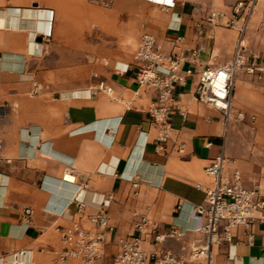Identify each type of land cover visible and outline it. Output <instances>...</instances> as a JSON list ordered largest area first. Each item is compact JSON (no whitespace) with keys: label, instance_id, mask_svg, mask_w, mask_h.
Segmentation results:
<instances>
[{"label":"crops","instance_id":"1","mask_svg":"<svg viewBox=\"0 0 264 264\" xmlns=\"http://www.w3.org/2000/svg\"><path fill=\"white\" fill-rule=\"evenodd\" d=\"M108 1L0 0V264L20 251L24 264H82L59 260V229L75 221L103 233L98 264H111L142 219L147 252L189 261L203 241L202 219L191 209L212 182L205 167L221 153L224 173L238 168L243 186L264 196V83L238 72L228 119L193 96L197 72L230 61L239 40L249 61L264 64V0ZM212 10L222 13L221 24L208 22ZM94 11H103L99 41L80 18ZM144 31L178 58L182 74L192 71L173 89L161 143L147 114L154 93L133 94L140 63L131 47ZM98 80L113 99L91 90ZM102 197L111 199L104 229L87 219ZM170 229L185 234L151 241ZM210 254V264H264V223L233 229Z\"/></svg>","mask_w":264,"mask_h":264},{"label":"built area","instance_id":"2","mask_svg":"<svg viewBox=\"0 0 264 264\" xmlns=\"http://www.w3.org/2000/svg\"><path fill=\"white\" fill-rule=\"evenodd\" d=\"M91 1L105 6L109 4L108 0ZM242 7V3L236 4L233 8L234 14L237 15ZM221 17L220 11L212 10L209 12L208 22L219 25ZM133 58L140 63L136 74L138 87L133 94L134 97L138 96L140 89H147L154 93V100L148 107L147 114L158 131L156 140L161 143L168 138L171 129L169 110L174 102L173 89L176 85L183 84L184 77L191 75L192 71L187 69L182 74L178 58L163 54L156 45L153 35L145 31L139 36ZM240 71L257 75L264 83V64L249 61L241 40L237 42L230 61L218 66L206 65L197 72L194 98L204 105L217 109L225 119H228L232 112L234 78ZM93 77L97 78V75ZM91 90L102 92L113 99L112 87L105 84L103 80L96 81ZM132 101L129 100L126 104L130 105ZM159 149H162L161 145ZM227 164V158L221 153L204 169L212 182L204 188L203 201L191 209L194 218L202 219L200 233L203 241L200 246L191 248L189 261L175 256L171 251H166L160 256L156 251L147 252L142 246V235L145 234L146 225V221L142 219L135 224L136 235L119 241L111 264H149L150 261L156 264H210L211 248L221 242H229L233 229L247 227L254 220L264 223V196L257 189H246L243 186L238 168H232L230 175H226L224 171ZM66 173L72 175L71 170ZM66 173L63 175L65 180H67ZM74 201L78 212L83 213L85 204L78 199ZM110 201V197H102L98 203H95L98 208L87 217L92 227L106 228V209ZM177 208L180 209V206ZM59 234L63 242V248L59 253L60 261L76 259L82 264H98L104 244L103 233L93 231L80 221H75L70 226L59 229ZM184 234L182 230L170 229L162 233H152L150 238L153 243H162L165 239L180 238ZM24 253L20 251L18 255H12V264H23L18 258Z\"/></svg>","mask_w":264,"mask_h":264},{"label":"rangeland","instance_id":"3","mask_svg":"<svg viewBox=\"0 0 264 264\" xmlns=\"http://www.w3.org/2000/svg\"><path fill=\"white\" fill-rule=\"evenodd\" d=\"M92 2L91 0H85ZM103 11H94V16L88 18L87 15L81 16L80 18L83 19V25L85 27V34L86 35H95L96 36V41H99L100 38H102V32H100V30L102 29V23H103ZM75 18H78L77 16H75ZM92 26H96V29H93ZM139 38L137 39V41H135L134 43L132 42V47L131 50L134 52L136 50L137 44H138Z\"/></svg>","mask_w":264,"mask_h":264},{"label":"bare ground","instance_id":"4","mask_svg":"<svg viewBox=\"0 0 264 264\" xmlns=\"http://www.w3.org/2000/svg\"><path fill=\"white\" fill-rule=\"evenodd\" d=\"M113 96V95H112ZM19 259V261H21L22 263L24 262L23 260H22V258L21 257H19L18 258ZM24 264V263H23Z\"/></svg>","mask_w":264,"mask_h":264}]
</instances>
